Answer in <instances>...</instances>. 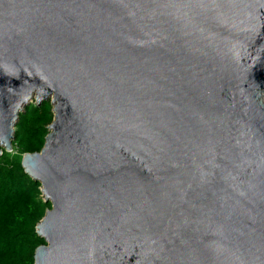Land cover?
I'll use <instances>...</instances> for the list:
<instances>
[{
	"label": "water",
	"instance_id": "1",
	"mask_svg": "<svg viewBox=\"0 0 264 264\" xmlns=\"http://www.w3.org/2000/svg\"><path fill=\"white\" fill-rule=\"evenodd\" d=\"M33 99L34 264H264V0H0V156Z\"/></svg>",
	"mask_w": 264,
	"mask_h": 264
},
{
	"label": "trees",
	"instance_id": "2",
	"mask_svg": "<svg viewBox=\"0 0 264 264\" xmlns=\"http://www.w3.org/2000/svg\"><path fill=\"white\" fill-rule=\"evenodd\" d=\"M52 105L31 104L15 128L17 157L0 156V264H34V254L45 241L36 233L51 204L44 203L41 185L21 166L24 154L39 153L53 122Z\"/></svg>",
	"mask_w": 264,
	"mask_h": 264
},
{
	"label": "rangeland",
	"instance_id": "3",
	"mask_svg": "<svg viewBox=\"0 0 264 264\" xmlns=\"http://www.w3.org/2000/svg\"><path fill=\"white\" fill-rule=\"evenodd\" d=\"M33 103L36 104L35 99H33V100L30 102V105L33 104ZM39 104H40V103H38V104H36V105H39ZM9 154H10L11 157H14V158L17 157V154H16V152H15L14 150H13L12 152H10Z\"/></svg>",
	"mask_w": 264,
	"mask_h": 264
}]
</instances>
